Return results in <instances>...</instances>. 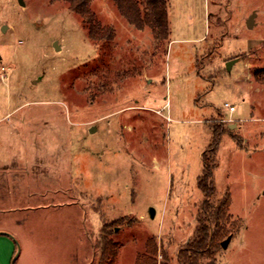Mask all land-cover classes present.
I'll use <instances>...</instances> for the list:
<instances>
[{
	"label": "rangeland",
	"instance_id": "1",
	"mask_svg": "<svg viewBox=\"0 0 264 264\" xmlns=\"http://www.w3.org/2000/svg\"><path fill=\"white\" fill-rule=\"evenodd\" d=\"M24 3L0 0V264H143L155 239L180 264L204 154L231 219L200 264H264V0Z\"/></svg>",
	"mask_w": 264,
	"mask_h": 264
},
{
	"label": "trees",
	"instance_id": "2",
	"mask_svg": "<svg viewBox=\"0 0 264 264\" xmlns=\"http://www.w3.org/2000/svg\"><path fill=\"white\" fill-rule=\"evenodd\" d=\"M213 159L214 157L209 158L208 155L204 154V163L206 164V167L204 174L199 178V186L206 199L202 202L199 208L200 214L197 221L198 228L195 231L193 237L186 243L187 245L185 248H183L178 255L180 264H200L199 258L204 260V254L208 253L210 249L218 248L219 244L217 242L224 228L222 223H225L226 220L231 219L228 211L229 204L227 200L216 201V203L212 202V199L216 196V193L213 191L212 183L209 184V181L213 176V165L215 161V159ZM111 235L112 230H108L105 226L102 239V251L105 255L109 249L112 250V247L109 246L112 241ZM147 245L148 252L143 260V264H149L150 262H152V264H159L157 261L159 249L157 240L155 239L153 242L150 240ZM154 253L156 258L152 259V255ZM104 260L106 261V258H104ZM209 264H215L214 259L213 262Z\"/></svg>",
	"mask_w": 264,
	"mask_h": 264
},
{
	"label": "water",
	"instance_id": "3",
	"mask_svg": "<svg viewBox=\"0 0 264 264\" xmlns=\"http://www.w3.org/2000/svg\"><path fill=\"white\" fill-rule=\"evenodd\" d=\"M20 1V3L24 6V0H19ZM254 16H255V13L253 14V15H251L250 17H249V20H248V24H249V26L250 27H252L253 26V23H254ZM55 46H56V49H58L59 47L57 46V44H55ZM238 59H235V60H231V61H228V63H227V68L228 69H231V65L233 64V63H235L236 61H237ZM93 128L91 129V132H93ZM150 213H151V216H155V211H154V209L152 208V209H150ZM230 241H231V236L230 237H228L226 240H224L223 242H221L222 243V247H223V249H227V247H228V245H229V243H230Z\"/></svg>",
	"mask_w": 264,
	"mask_h": 264
},
{
	"label": "built area",
	"instance_id": "4",
	"mask_svg": "<svg viewBox=\"0 0 264 264\" xmlns=\"http://www.w3.org/2000/svg\"><path fill=\"white\" fill-rule=\"evenodd\" d=\"M229 103L226 104V107H228ZM236 110V107L234 105H230V112H234Z\"/></svg>",
	"mask_w": 264,
	"mask_h": 264
},
{
	"label": "crops",
	"instance_id": "5",
	"mask_svg": "<svg viewBox=\"0 0 264 264\" xmlns=\"http://www.w3.org/2000/svg\"><path fill=\"white\" fill-rule=\"evenodd\" d=\"M236 111V110H235ZM230 116H232L231 114H229ZM232 126V125H231Z\"/></svg>",
	"mask_w": 264,
	"mask_h": 264
}]
</instances>
